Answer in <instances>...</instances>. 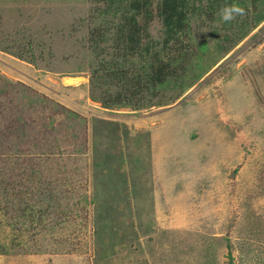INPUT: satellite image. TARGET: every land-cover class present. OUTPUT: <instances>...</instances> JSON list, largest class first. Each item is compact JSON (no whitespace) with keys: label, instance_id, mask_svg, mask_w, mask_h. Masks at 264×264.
<instances>
[{"label":"rangeland","instance_id":"1","mask_svg":"<svg viewBox=\"0 0 264 264\" xmlns=\"http://www.w3.org/2000/svg\"><path fill=\"white\" fill-rule=\"evenodd\" d=\"M93 7L0 0V264H264V21L192 20L193 85L104 109Z\"/></svg>","mask_w":264,"mask_h":264},{"label":"trees","instance_id":"2","mask_svg":"<svg viewBox=\"0 0 264 264\" xmlns=\"http://www.w3.org/2000/svg\"><path fill=\"white\" fill-rule=\"evenodd\" d=\"M93 21L87 42L96 63L92 69V90H99L104 109L164 106L161 95L171 89L187 91L199 77L186 81L190 64L197 57L190 43V23L220 18L225 4L236 3L246 15L237 20L235 38L224 33L217 47L228 52L249 30L264 21V0H90ZM250 7V8H249ZM240 17H237L239 19ZM157 20L160 32L153 37L149 26ZM250 21V22H249ZM236 31V33H235ZM223 42H229L225 47ZM27 49L30 43L26 44ZM204 45L198 46L201 51ZM18 58L24 46L7 48ZM110 49V50H109ZM108 56L109 58H105ZM94 99V95L91 94ZM95 100V99H94ZM227 264H233L228 253Z\"/></svg>","mask_w":264,"mask_h":264},{"label":"clouds","instance_id":"3","mask_svg":"<svg viewBox=\"0 0 264 264\" xmlns=\"http://www.w3.org/2000/svg\"><path fill=\"white\" fill-rule=\"evenodd\" d=\"M219 15L223 22L229 23L235 20L237 17H243L246 15V11L243 7L236 3L225 4L220 8Z\"/></svg>","mask_w":264,"mask_h":264}]
</instances>
